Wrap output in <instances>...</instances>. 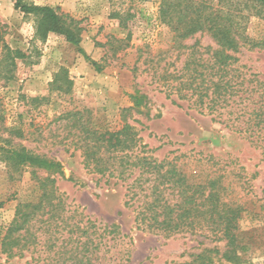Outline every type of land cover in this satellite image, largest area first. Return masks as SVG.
Returning a JSON list of instances; mask_svg holds the SVG:
<instances>
[{
	"label": "rangeland",
	"instance_id": "rangeland-1",
	"mask_svg": "<svg viewBox=\"0 0 264 264\" xmlns=\"http://www.w3.org/2000/svg\"><path fill=\"white\" fill-rule=\"evenodd\" d=\"M21 1L58 8L84 28L79 45L56 33L42 41L35 36L33 15L17 9L15 0H0V25L6 30V41L26 55L18 60L16 78L0 85V114L7 125L23 121L26 132L37 131L15 143L63 163L64 175L57 176V184L68 214L82 224L90 221L88 232L106 243L96 264L183 263L217 243L205 232L166 236L140 223L136 217L147 185L133 187L141 201L130 200L133 194L128 188L138 177V169L126 181L90 172L80 151L60 143L66 130L54 119L67 109H90L93 125L101 129L116 130L127 117L141 139L139 155L173 160L191 179L213 172L222 175L228 198L243 207L237 235L245 249L239 264H264V47L242 48L236 54L235 71L229 78L234 75L239 91L223 106L219 117L197 106L193 98L180 100L172 87L174 78L164 76L166 71L180 75L189 54L194 53L197 61H207L211 56L208 51L218 48L216 42L208 33L198 32L180 46L174 32L159 19L160 0ZM244 10L250 14L246 34L263 38L264 16L256 15L253 7ZM62 67L74 81L72 94L52 93L51 103L41 107V113L30 112L20 96L49 95V84ZM138 90L148 96L147 106L124 112L133 105L132 96ZM36 196L30 171L12 177L0 158V201H4L0 226L13 219L19 201ZM115 226L118 233L104 232ZM224 244L218 243L221 249ZM53 254L43 244L13 256L0 249V263L47 264V257ZM214 261L236 264L220 256Z\"/></svg>",
	"mask_w": 264,
	"mask_h": 264
},
{
	"label": "trees",
	"instance_id": "trees-1",
	"mask_svg": "<svg viewBox=\"0 0 264 264\" xmlns=\"http://www.w3.org/2000/svg\"><path fill=\"white\" fill-rule=\"evenodd\" d=\"M15 6L34 16L36 38L45 41L50 33H56L70 43L80 44L84 28L69 14L52 6L28 4L21 0H15ZM247 7H253L256 15L264 16V0H160L159 19L174 32L176 43L183 46L185 39L205 32L218 46L208 51L211 56L207 61H197L194 53L189 54L180 75L164 73L165 77L174 78L176 83L172 87L180 100L193 98L197 106L216 112L220 117L223 106L238 94L234 75L229 78L235 71L232 67L238 60L236 54L242 48L264 47V37L246 34L250 17L244 10ZM25 56L23 50L8 44L6 30L0 25V85L16 78L18 60ZM92 64L97 65L96 62ZM73 87L68 69L62 67L49 84V95H21L20 98L26 101L30 112L38 110L41 113V107L51 103L52 93L67 96L72 94ZM132 98L133 105L124 108V112L139 110L148 104V96L139 90ZM173 103L177 104V101L173 100ZM19 117L23 119L24 113ZM4 121L0 114V158L9 167L12 177L30 171L37 196L33 200L19 201L13 219L0 226L2 253L21 255L43 244L54 252L47 257L50 260L47 264H96L99 251L106 243L88 232L90 221L82 224L68 214V205L57 184V176L64 175L63 163L46 153H37L15 143L16 139H26L30 132H26L23 121L11 125ZM54 122L64 124L66 130L60 143L72 145L80 151L84 166L90 172L126 181L138 169V177L128 188L133 194L130 200H134L139 192L133 191V187L147 185L136 219L148 229L166 236L205 232L217 243L192 254L190 261L176 264H215L216 256L236 264L243 261L245 247L239 243L237 235L243 207L228 198L223 177L218 172L191 179L173 160L139 155L137 148L141 139L127 117L116 130L101 129L93 125L91 111L84 107L67 109ZM136 201H141V197ZM3 205L4 201H0V207ZM118 231L115 226L104 232L114 235ZM220 242L225 243L223 249L218 245Z\"/></svg>",
	"mask_w": 264,
	"mask_h": 264
}]
</instances>
